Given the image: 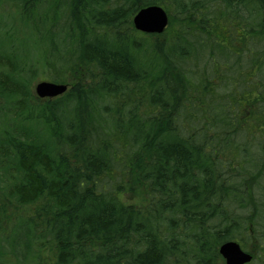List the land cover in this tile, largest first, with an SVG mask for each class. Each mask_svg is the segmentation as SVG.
<instances>
[{"label": "trees", "instance_id": "obj_1", "mask_svg": "<svg viewBox=\"0 0 264 264\" xmlns=\"http://www.w3.org/2000/svg\"><path fill=\"white\" fill-rule=\"evenodd\" d=\"M151 5L161 34L133 27ZM228 240L264 264V0H0V264H224Z\"/></svg>", "mask_w": 264, "mask_h": 264}, {"label": "water", "instance_id": "obj_2", "mask_svg": "<svg viewBox=\"0 0 264 264\" xmlns=\"http://www.w3.org/2000/svg\"><path fill=\"white\" fill-rule=\"evenodd\" d=\"M133 27L143 33L159 34L164 31L168 24V15L159 5L146 6L139 9L132 18ZM67 86L62 83L51 81H38L34 91L39 98H53L63 94ZM224 264H247L251 261L252 255L241 248L235 240L223 242L218 249Z\"/></svg>", "mask_w": 264, "mask_h": 264}, {"label": "rangeland", "instance_id": "obj_3", "mask_svg": "<svg viewBox=\"0 0 264 264\" xmlns=\"http://www.w3.org/2000/svg\"><path fill=\"white\" fill-rule=\"evenodd\" d=\"M136 30V29H135ZM138 31V30H137ZM159 34H161V33H159ZM39 80H37L35 83H34V85L38 82ZM34 85H33V88H34ZM33 91H34V89H33ZM131 198V197H130ZM128 200H130V199H128Z\"/></svg>", "mask_w": 264, "mask_h": 264}]
</instances>
